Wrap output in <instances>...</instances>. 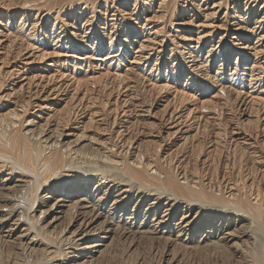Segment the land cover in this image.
I'll return each instance as SVG.
<instances>
[{"label": "bare ground", "instance_id": "obj_1", "mask_svg": "<svg viewBox=\"0 0 264 264\" xmlns=\"http://www.w3.org/2000/svg\"><path fill=\"white\" fill-rule=\"evenodd\" d=\"M0 264H264V0H0Z\"/></svg>", "mask_w": 264, "mask_h": 264}, {"label": "rangeland", "instance_id": "obj_2", "mask_svg": "<svg viewBox=\"0 0 264 264\" xmlns=\"http://www.w3.org/2000/svg\"><path fill=\"white\" fill-rule=\"evenodd\" d=\"M79 77H82L81 75Z\"/></svg>", "mask_w": 264, "mask_h": 264}]
</instances>
